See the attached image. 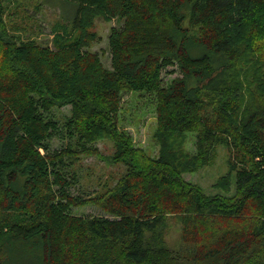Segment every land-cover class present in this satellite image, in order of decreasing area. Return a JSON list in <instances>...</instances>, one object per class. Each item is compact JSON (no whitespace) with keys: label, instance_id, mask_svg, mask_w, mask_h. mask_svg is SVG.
I'll use <instances>...</instances> for the list:
<instances>
[{"label":"trees","instance_id":"1","mask_svg":"<svg viewBox=\"0 0 264 264\" xmlns=\"http://www.w3.org/2000/svg\"><path fill=\"white\" fill-rule=\"evenodd\" d=\"M44 5L60 10L52 37L19 40L0 0V264H264V0ZM98 16L119 21L111 68L90 50ZM125 92L154 96L158 156L120 128ZM66 104L70 143L53 151L52 112ZM106 139L127 166L100 199L111 217L77 215L86 201L70 169ZM219 146L229 172L208 195L184 175L214 164ZM169 216L186 250L169 248Z\"/></svg>","mask_w":264,"mask_h":264},{"label":"rangeland","instance_id":"2","mask_svg":"<svg viewBox=\"0 0 264 264\" xmlns=\"http://www.w3.org/2000/svg\"><path fill=\"white\" fill-rule=\"evenodd\" d=\"M9 14L8 25H22L21 30L14 32L19 40L36 39L46 41L52 37L51 27L60 17V10L50 8L47 5L37 8L40 0H4ZM68 8V4L65 5ZM28 9V11H25ZM32 15V16H31ZM31 16V17H30ZM14 23V24H12ZM119 25L117 18L106 20L98 16L94 20L91 29L97 33L98 40L90 47L97 52L107 68H111V52L109 47V34L111 27ZM185 27H189L186 21ZM172 67L164 71L166 82L176 77L169 73ZM71 113V106L66 104L53 109L52 115L60 123V131L50 142L51 150H61L68 147L70 138L65 130L64 123ZM120 128L133 137L135 149H144L151 156H158L159 146L154 141V131L157 126V115L155 112V98L150 94L125 92L122 97V108L119 112ZM99 155H80L77 162L72 165L71 173L76 174V180L70 191L75 196H81L85 204L74 207L73 213L77 215H101L110 216L101 207L100 199L112 190L119 180L126 174L127 166L123 162L113 159L115 153L114 144L110 139L101 140L97 144ZM189 151H194V143L187 144ZM218 156L214 164L202 167L194 173H186L185 179L199 185L206 194L213 195L221 193L216 184L229 172V151L225 146L218 147ZM232 191H235V172L232 174ZM111 217V216H110ZM166 241L172 250H186L181 240V224L174 216L168 217L166 229Z\"/></svg>","mask_w":264,"mask_h":264}]
</instances>
